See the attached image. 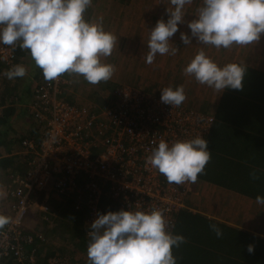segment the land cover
<instances>
[{
  "label": "clouds",
  "instance_id": "clouds-1",
  "mask_svg": "<svg viewBox=\"0 0 264 264\" xmlns=\"http://www.w3.org/2000/svg\"><path fill=\"white\" fill-rule=\"evenodd\" d=\"M193 0H170L167 20L158 19L150 29L145 62L153 63L157 54L175 55L170 38L184 23L185 6ZM93 0H0V44L27 50L43 77L55 81L64 73L82 76L90 84L108 81L115 66L102 58L112 54L117 37L104 28L102 18H85ZM195 18L188 21L190 34L180 32L184 45L194 37L200 44L230 48L233 44L249 45L264 36V0H201ZM23 64L12 65L0 75L12 80L24 77ZM194 77L222 93L225 89L243 88L246 68L229 62L219 65L203 48L184 67ZM186 99L183 86L165 87L160 100L180 106ZM211 158L208 141L197 135L177 139L171 144L160 140L146 163L157 169L169 183H195ZM256 178L255 172L251 173ZM256 203L264 205V195ZM10 218L0 214V228ZM210 229L217 238L223 235L215 224ZM88 264H177L173 248L185 242L182 234L168 230L164 211L159 208L120 209L97 212L87 231ZM247 251L252 253L254 245Z\"/></svg>",
  "mask_w": 264,
  "mask_h": 264
},
{
  "label": "built area",
  "instance_id": "built-area-1",
  "mask_svg": "<svg viewBox=\"0 0 264 264\" xmlns=\"http://www.w3.org/2000/svg\"><path fill=\"white\" fill-rule=\"evenodd\" d=\"M16 48L0 44L2 72L19 63ZM65 82L60 75L32 88L27 107L40 136L21 140L30 154L26 170L14 179L16 186L8 189L14 200L9 223L0 228V261H37V245L33 247L36 243L31 233L21 229L34 201L32 194L45 193L54 200L73 195L75 209L86 211L87 231L97 212L112 203L117 210L130 206L162 209L169 231L175 215L185 206L190 182L169 183L146 163V157L160 140L171 144L197 135L205 138L213 114L184 104L162 103L158 93L129 84L115 87L110 106L71 102L59 96ZM38 208L43 220L48 221L46 213L51 212L47 200L40 201ZM46 264L68 262L55 254Z\"/></svg>",
  "mask_w": 264,
  "mask_h": 264
},
{
  "label": "crops",
  "instance_id": "crops-1",
  "mask_svg": "<svg viewBox=\"0 0 264 264\" xmlns=\"http://www.w3.org/2000/svg\"><path fill=\"white\" fill-rule=\"evenodd\" d=\"M89 11L90 10H87L85 12L86 19H90L88 15ZM182 31L190 34L189 28L188 30H186V28H183L179 32ZM194 43H197V41L193 37L192 43L190 44H194ZM178 44L179 43H177V45ZM180 46L181 47L184 46L183 42H181ZM202 48L205 49V47ZM16 49H19L20 51L18 54L19 63L23 64L26 67L27 72L24 77H17L12 80L7 79L5 76L0 77V116H2L3 119H5L3 120L4 122L0 124V131L3 132V134L0 132V138H2V140L5 142L3 144L2 142H0V156L11 155L14 157L17 156L23 157L25 155L24 154L25 151L21 147L20 143L17 142V140L16 142H14V140L24 135L27 132L28 128L31 127L32 124H34L32 121L33 117L31 116L30 113L31 111L27 109L28 108L27 105L31 99L32 88L34 87L35 82H37V79H39L43 74L42 71L34 64V61L28 54L27 50L21 49L19 46H17ZM229 55H231V53L228 55L225 53V57L223 60L224 63L230 60ZM163 62H164V58L162 57L161 63L163 65L160 66L163 68L165 75L167 69L169 68V65L167 63L164 64ZM232 62H240L244 65L250 66L252 68L264 72L263 70L259 69V67H253V65L243 63L242 61L233 60ZM164 66H166V68ZM35 71H39L40 75L38 77H35L34 75ZM147 74H148L147 71L144 72L143 77L141 78L142 80H138V81L136 80L137 82H142L141 85L142 88L144 89L157 91L156 93L161 95V90L163 88L172 86L169 84L167 80L168 74L162 76L160 72L157 73V76L155 77V79L157 78L156 83H158L156 84L157 89L155 90L153 88V85L155 86V83H153V85L149 83L150 82L148 80L149 75ZM64 75L65 74H62L61 76L65 78ZM64 80L69 81L67 79ZM195 84L187 88L183 87L186 94L185 102L186 103L190 102L194 104L197 107L196 109L200 111L212 113L214 115L215 107L223 92L220 93L215 90V98L217 97V99H214L213 101L210 100L211 97H208L212 95L211 94L212 90L214 91L213 88L211 87L207 88L204 86L202 88L203 91H201L200 83L199 82L196 83L195 81ZM176 86L177 85L172 87L175 88ZM61 87L62 89H64V91L65 89H67L66 90L67 93L77 94L78 90L72 88V86H70L69 83L67 84V82L61 85ZM61 94L62 92L59 94V96H61ZM183 104L185 103L183 102ZM7 106H13V110L12 113L5 114L7 115L5 118L3 114L6 112L5 109ZM29 154L30 153H28V156ZM9 172L10 173L8 175L10 177V180L6 183L4 182L0 183V188L1 187L4 188V186L7 185H8L7 186L8 189L13 188L14 186H16V183L14 181L16 175H22V173H18V172L13 173L11 169L9 170ZM8 189H6L7 190L6 198L8 202H5L6 206L3 208H9L11 210L14 199L10 196ZM70 196L73 195L68 194L62 197L61 199L60 198L59 199L62 200L63 203L67 202L68 199H72V201H74L75 204L76 198L74 196L73 197ZM255 198L256 197H252L243 193L241 190H238L237 188L217 184L211 182L210 180H203L197 178V181L194 184L190 183L188 192L184 196L185 206L177 212L173 226L170 229L172 233L182 234L186 238L185 242L182 243L178 248L175 247L173 248L174 255L176 256L177 250L183 248L184 246L185 247L190 246V250H192L194 253H198L199 256H203L205 258V256L209 257L211 255L212 258L210 259H212V264H217L218 262L217 258L218 255L220 254H221L220 256L223 257L224 261L227 262V264H234V263L264 264V260L259 259L262 258L264 255V205L257 204ZM45 200H47V202H50L54 199L45 193H37L36 199H34V201L30 203L31 206L29 207L32 208L33 215H35L36 212L39 213L40 211L38 208V203L40 201H45ZM74 204H73L74 210L76 212H79V210L75 209ZM113 204L115 205V203H112L109 206H107L104 210L117 211L116 205L115 208H112ZM80 211L84 212V217L83 220H81L82 221L81 223L78 222L79 224H76L77 222L71 219L63 220L64 222L63 225H66V231L63 232H65L66 236L67 233H71L73 230H75L74 228L75 226L77 227V225H79L78 227H80L82 232L85 233L86 231L85 237L88 238L87 237L88 223H87L86 211L85 210H80ZM182 214H187V216H189L188 221H185L183 219ZM213 224L217 225L219 228L227 227L230 230L232 229L234 231L237 232L240 231V232L239 234L232 233L233 234L232 236L227 235L224 237L222 235L221 238H219L220 241H217V237L215 233L209 229V226ZM200 226L202 227V229L210 230V231L197 230V228L200 229ZM67 228L68 231L70 232H67ZM34 232L35 231L32 230V232L30 233L32 234ZM49 243L54 244V246L55 244L58 245H56L57 246L56 248H52V244ZM249 244L254 245V251L251 253L250 257H248L249 258L248 260L243 250H246ZM44 245L46 248H49L50 250L57 249L58 247H62L66 251L65 253L68 255L71 254L70 253L71 249L75 250L74 254H77L76 251H78L75 246L71 245L67 241H64V245H61L59 242L56 243V241L53 242L48 241V243ZM44 249L41 248L40 251L42 252ZM80 257L82 258L79 259V261H77L75 264H88L87 254H83V256Z\"/></svg>",
  "mask_w": 264,
  "mask_h": 264
},
{
  "label": "trees",
  "instance_id": "trees-1",
  "mask_svg": "<svg viewBox=\"0 0 264 264\" xmlns=\"http://www.w3.org/2000/svg\"><path fill=\"white\" fill-rule=\"evenodd\" d=\"M16 52L19 54V49H16ZM243 66L246 68L243 88L240 90L225 89L215 107L213 115L214 121L211 125L210 132L205 138L208 141L211 158L206 164L204 171L198 175V178L237 188L249 196L256 197L257 195H264V72L244 64ZM3 68L4 67L0 64V73H3ZM64 74L66 77L69 76L67 73ZM34 75L35 77H38L40 75L39 71H35ZM42 80H44L43 75L37 79V82L35 83H39ZM128 84L132 85L134 83ZM118 85L119 83H116L115 81H101L98 83L99 88H101L100 91L102 92H111ZM63 91L61 98L75 102L71 96L66 97L65 93L67 92ZM97 92H93L91 89L87 96H90L99 108L112 105L113 102L111 96H109L110 98L102 97V95L99 96ZM67 95L69 94L67 93ZM5 110L6 112L3 116L6 118L7 115L5 114L12 113L13 106H7ZM3 120L5 119L0 116V124L4 122ZM1 133L3 134V132ZM39 136L40 131L38 127L35 124H32L24 135L14 140V142L17 140L25 151L23 157L28 156V153H26V148L21 144L22 138L33 137L35 139ZM0 142H2V144L5 143L2 138H0ZM23 157H14L11 155L0 156V183H6L10 180L8 175L10 169L13 173H23L25 171L26 159ZM253 172L256 174L255 179L250 175ZM103 201L111 203L107 199H103ZM73 204L74 201H72V199H68L65 203H63L62 200H52L48 202L50 212H56V215H50L49 212L46 213L47 217L51 216L53 226L48 227V222L45 220L42 232L45 235V239L54 232L59 233L65 241L76 247L78 250L76 251L77 254H74L75 250L71 249V254L69 253L70 256H68L62 247H58L57 249L48 252L46 251L47 253L45 256L40 257L42 255L40 250L41 248H45L44 244L47 242L43 243V236L36 234L34 235V242L36 245H41H37L38 257L35 264H46L47 258L55 255L57 250L61 255H64L65 257L68 256V264H75L82 258L80 256L87 254L89 238L85 237L86 231L85 233L82 232L80 227H78L79 225H77V227H74L75 230L71 233H67V236L65 235V232H63L66 231V225H63L64 219L75 220L77 222L76 224L81 223V220H83L84 212H76L73 208ZM112 208H115L114 204L112 205ZM105 212H107V210H100V213ZM0 214H2L1 211ZM182 215L183 219L188 221L189 216H187V214ZM220 229L222 230L224 237L227 235L232 236L233 234H239L240 232L232 229L230 230L227 227ZM197 230L200 231L205 229H202L200 226V229L197 228ZM67 232H70L68 231V228ZM217 241H220V239L217 238ZM184 247L176 252L177 263L212 264V259H210L212 258L211 255L209 257L205 256L204 258L203 256H199L198 253H194L190 250V246ZM243 251L249 260L248 257H250L251 253H249L247 249ZM220 255H218L217 258V264H227ZM259 259L264 260V255ZM3 264L25 263L16 262L14 259L8 258Z\"/></svg>",
  "mask_w": 264,
  "mask_h": 264
},
{
  "label": "rangeland",
  "instance_id": "rangeland-1",
  "mask_svg": "<svg viewBox=\"0 0 264 264\" xmlns=\"http://www.w3.org/2000/svg\"><path fill=\"white\" fill-rule=\"evenodd\" d=\"M201 0H193V2L190 5L185 6V18L184 23L179 25V30L177 33H175L170 38V47L171 48H177V51L175 55H159L157 54L153 63L148 64L145 62V56L148 52L147 43L149 38L150 29L155 25L156 21L158 19H164L167 20L168 13L166 12V9L171 10L173 6L170 3V0H93V3L89 6L87 10L89 11V18L91 20H98L99 18H102L103 26L106 30L111 31L114 33L117 37V43L116 46L113 48L112 54L108 57L102 58L105 62L111 63L115 66V72L111 79L108 81H115L116 83H119V85L122 84H128V83H134L132 85L134 86H141L142 82H137L138 80H142L143 73L147 71V75H149L148 80L149 83L153 85L155 83V86L153 85V88L156 90L157 86L155 77L157 76V73L162 74V76H165L168 74V82L170 85H182L184 88L193 86L195 84V79L192 76L186 75L183 72L184 67L187 65V63L190 62L193 55L197 54V52L202 48L205 47L204 51L206 54L211 57L214 61H216L219 65H224L226 63L232 62L233 60L242 61L243 63H247L249 65H253V67H259V69L264 71V36L261 37L260 41L253 42L249 45H236L233 44L230 48H219L212 45H203L200 44L199 41L194 44L190 45H184L181 47V40H180V32L181 29L186 28L188 30V21L194 19L196 15L197 8L200 6ZM86 10V11H87ZM183 32V31H182ZM177 43H179L177 45ZM193 45V46H192ZM202 46V47H200ZM225 53L229 55L230 60H228L226 63L223 62ZM162 57L164 58V64L167 63L169 65V68L167 69L166 74L164 75L163 68L160 65H163L161 63ZM157 63V65H156ZM160 66V67H159ZM166 68V66H164ZM168 67V66H167ZM68 74V73H67ZM66 74V75H67ZM69 76L63 79H67V84L69 83L72 88L77 89V94H66L67 96H71L75 102H92L93 99L90 96H87L89 91L92 89V91H98L97 93L102 95V97H109L112 98V92L100 91L101 88H99L98 84H90L82 76H77L76 74H68ZM146 75V77H147ZM0 77H3V75H0ZM71 77V78H70ZM77 77V78H76ZM76 78V79H75ZM73 82H72V80ZM137 80V81H136ZM132 81V82H131ZM172 83V84H171ZM196 83H198L196 81ZM144 84V82H143ZM179 85V86H180ZM196 85V84H195ZM201 85V91L202 88L209 87L205 84ZM67 89H65L66 91ZM148 90V89H147ZM150 90V89H149ZM63 91V92H65ZM153 91V90H150ZM157 92V91H153ZM190 92V91H189ZM188 92V93H189ZM212 95L208 96L211 97L210 100L217 99L215 98V90H212ZM95 95V94H94ZM61 97V96H60ZM110 98V97H109ZM66 100V99H65ZM186 107L188 108H197L192 103H186L184 101ZM183 104V103H182ZM29 156H25V161L27 163ZM26 170V169H25ZM24 173V172H23ZM22 173V174H23ZM8 186V185H7ZM7 186H4L0 188V211L2 214L6 216H10L12 214L11 210L9 208H3L6 206L5 202H8L6 196H7ZM37 194H32V200L36 199ZM58 201V200H56ZM31 206V204H30ZM30 210V212H29ZM27 217H25L24 221L22 222L21 229L25 232H32L31 237L34 241V235H42L43 236V243L47 242H53L56 241V243H60L61 245H64V239L59 234L54 232L52 235L46 237L43 234V220L42 214L39 211L36 212L35 215H33L32 208H29ZM50 215H56V212L49 213ZM43 221V222H42ZM47 226H53V222L51 219V216L48 217ZM34 223V224H33ZM53 236V237H52ZM48 240V241H47ZM34 243V242H33ZM52 244V243H49ZM41 245V244H37ZM58 244H52V248H56ZM49 246V245H48ZM36 247V244L35 246ZM38 250V249H37ZM46 251H50L49 248H46L42 251V256H45L47 253ZM57 255H61L60 252L57 250ZM64 256V255H61ZM70 256V255H68ZM68 256H64L67 259V262L69 263ZM7 259H3L0 261V264H3L6 262ZM16 261V260H14ZM18 262V261H16Z\"/></svg>",
  "mask_w": 264,
  "mask_h": 264
}]
</instances>
